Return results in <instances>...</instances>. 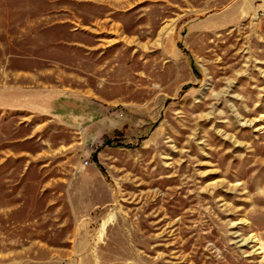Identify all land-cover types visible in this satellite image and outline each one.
<instances>
[{"label": "rangeland", "instance_id": "374dc122", "mask_svg": "<svg viewBox=\"0 0 264 264\" xmlns=\"http://www.w3.org/2000/svg\"><path fill=\"white\" fill-rule=\"evenodd\" d=\"M0 264H264V0H0Z\"/></svg>", "mask_w": 264, "mask_h": 264}, {"label": "crops", "instance_id": "0c3cea01", "mask_svg": "<svg viewBox=\"0 0 264 264\" xmlns=\"http://www.w3.org/2000/svg\"><path fill=\"white\" fill-rule=\"evenodd\" d=\"M20 108H22V107H20ZM25 109H29V108H27V107H24V110H25ZM29 110H31V109H29Z\"/></svg>", "mask_w": 264, "mask_h": 264}, {"label": "trees", "instance_id": "16d2710c", "mask_svg": "<svg viewBox=\"0 0 264 264\" xmlns=\"http://www.w3.org/2000/svg\"><path fill=\"white\" fill-rule=\"evenodd\" d=\"M93 158H96V155L95 156H93ZM96 163H97V161H95Z\"/></svg>", "mask_w": 264, "mask_h": 264}]
</instances>
